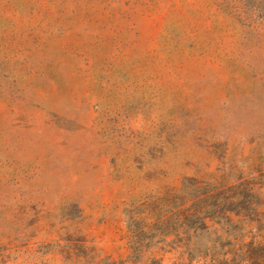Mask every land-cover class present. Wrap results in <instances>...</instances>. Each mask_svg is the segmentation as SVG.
Masks as SVG:
<instances>
[{"label":"rangeland","instance_id":"obj_1","mask_svg":"<svg viewBox=\"0 0 264 264\" xmlns=\"http://www.w3.org/2000/svg\"><path fill=\"white\" fill-rule=\"evenodd\" d=\"M193 180L264 201V0H0V264L264 246V220L232 214L133 257L129 219Z\"/></svg>","mask_w":264,"mask_h":264},{"label":"trees","instance_id":"obj_2","mask_svg":"<svg viewBox=\"0 0 264 264\" xmlns=\"http://www.w3.org/2000/svg\"><path fill=\"white\" fill-rule=\"evenodd\" d=\"M144 212L140 217L129 219V225L136 238L133 245L135 258L161 242L167 243L166 236L170 233L161 232L164 231L163 227L186 228V231L210 230L216 223L232 224V214L242 216L245 222L260 223L264 220V201L250 181L222 185L193 180L192 183L185 184L179 193L162 197L149 204ZM209 222H213V225H209ZM222 228H216L215 231L218 232ZM244 263L264 264V246L254 245V242L248 243L247 256L240 263L225 256H213L210 261V264Z\"/></svg>","mask_w":264,"mask_h":264}]
</instances>
